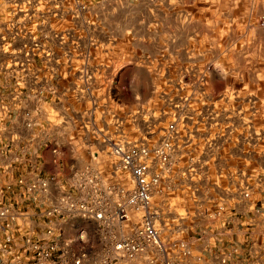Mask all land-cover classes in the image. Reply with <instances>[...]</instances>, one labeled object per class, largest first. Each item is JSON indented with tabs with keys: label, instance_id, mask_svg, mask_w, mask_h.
Returning a JSON list of instances; mask_svg holds the SVG:
<instances>
[{
	"label": "built area",
	"instance_id": "built-area-1",
	"mask_svg": "<svg viewBox=\"0 0 264 264\" xmlns=\"http://www.w3.org/2000/svg\"><path fill=\"white\" fill-rule=\"evenodd\" d=\"M18 14L27 10L16 6L12 15ZM20 32L15 20L6 22L0 52ZM20 49L23 60L1 67L16 87L33 65L35 88L18 101H38L42 92L52 97L61 79L57 65L76 82L75 95L90 99L75 114L81 154L66 159L76 147L72 138L40 142L37 153L49 152L53 173L0 181V264H189L214 251L215 260L227 264L232 255L222 245L233 226L249 232L241 247L246 264H264V130L251 122L249 99L226 97L227 105L209 114L208 131L188 117L185 127L166 124L153 143L130 142L120 117L92 94L101 87L98 80L106 86L115 75L106 77L93 58L53 63L41 57L44 50L32 36ZM37 61H44L46 77H39ZM202 96L194 91L192 99ZM3 97L0 92V119L17 104ZM23 123L29 138L39 139L40 123L27 113ZM230 157L243 162L228 165ZM186 188L194 198L191 217L209 224L199 231L183 223L188 213L177 198ZM247 213L254 216L244 219Z\"/></svg>",
	"mask_w": 264,
	"mask_h": 264
},
{
	"label": "rangeland",
	"instance_id": "rangeland-1",
	"mask_svg": "<svg viewBox=\"0 0 264 264\" xmlns=\"http://www.w3.org/2000/svg\"><path fill=\"white\" fill-rule=\"evenodd\" d=\"M52 4L53 11L24 19L44 50L41 57L118 62L117 91L113 98L107 87L104 100L111 108L120 105L115 115L130 142L153 143L166 124L185 127L188 117L208 131L212 109L236 92L250 100L255 129L264 130V0ZM194 91L204 96L193 100Z\"/></svg>",
	"mask_w": 264,
	"mask_h": 264
},
{
	"label": "crops",
	"instance_id": "crops-1",
	"mask_svg": "<svg viewBox=\"0 0 264 264\" xmlns=\"http://www.w3.org/2000/svg\"><path fill=\"white\" fill-rule=\"evenodd\" d=\"M25 2H18L15 0H0V33H3L4 26L6 22L16 17V23L21 29V32L15 40H12L3 51L0 52V92L3 93V100L10 105L11 100L17 102L13 109L6 114L5 118L0 119V181L5 179L10 180L14 177H25L27 175L35 174L46 176L47 174L53 173L56 170L50 163V154L46 150H42L40 155L37 153V147L40 142H46L48 145H53L55 143H63L67 138H72L73 144L76 145L73 153L70 154L67 151L65 154L66 159L71 155L81 154V150L78 148L77 144L80 142V131L77 127L78 118L75 114L89 106V97L77 96L75 95L74 86L76 82L71 77V74L66 76L64 73V68L57 65V73L61 76V79L55 82L56 93L50 97L46 92H42L38 101L32 100V98H27L28 101L22 100L18 101L19 95L21 97H26L29 91H33L35 88L31 84V75L33 70V65L26 66V73L22 84L14 86L11 84V80L5 78L1 72V67L3 69L4 65L12 62L13 60H23V55L21 52V44L27 41V38L32 36L35 38L33 33L25 25L24 19H32L44 11H53V4L48 3L45 0H24ZM28 4V5H26ZM16 6H20L22 10H27V15L18 14L16 16L12 15V11ZM49 6H52L49 8ZM21 22L22 24H20ZM53 25V21H52ZM36 39V38H35ZM47 58V57H46ZM74 61L78 58L70 57ZM53 63L56 61L58 64L63 60L60 58H51ZM94 59V58H93ZM95 63L101 65L105 71L106 77L110 75L114 76L115 82L112 84H106L104 86V80H98L100 88L92 92L95 97L100 101L101 104L106 105L108 108L112 109L114 113L118 114L121 111L120 105L115 108H111V105L106 104L104 100V95L106 94L107 87L109 94L114 95L113 92L117 91V84L120 78L121 66L118 62L114 61L112 64L106 65V61L101 58H96ZM39 68V77H46L48 75L46 65L44 61H37ZM104 76V78H106ZM16 80V75L14 76ZM14 80V81H15ZM110 86H113V91L110 90ZM112 91V92H111ZM240 93L236 92V96ZM241 98H247V96H239ZM114 100V99H113ZM24 113L28 114L29 119H33L40 123L44 131L41 132L39 139L31 140L29 138L28 131L24 128ZM91 151L94 148L90 149ZM243 162L236 157H230L227 164H239ZM209 177L211 174L209 172ZM183 195L178 196L179 205H182L188 215L184 219L183 223L193 229V232L199 231L200 229L208 227L209 224L200 223L198 224L195 219L191 216L195 212L193 206L194 198L188 197L191 194L186 188L182 191ZM249 216H254L253 213L244 214V219ZM264 231V230H263ZM191 232V231H190ZM249 232L245 228H238L237 226L231 227L229 231L228 238L226 242L223 243L222 247L231 252V259L227 264H246L247 259L245 253L241 247L243 243L247 240ZM196 253V251H195ZM214 253V254H213ZM211 254L201 255V260L196 262L194 259L189 261V264H219L216 258V251Z\"/></svg>",
	"mask_w": 264,
	"mask_h": 264
}]
</instances>
